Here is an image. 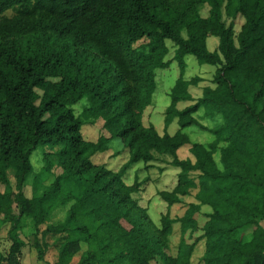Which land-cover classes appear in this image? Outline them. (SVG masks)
<instances>
[{
  "label": "trees",
  "instance_id": "1",
  "mask_svg": "<svg viewBox=\"0 0 264 264\" xmlns=\"http://www.w3.org/2000/svg\"><path fill=\"white\" fill-rule=\"evenodd\" d=\"M203 6H209L206 16ZM238 16L245 21L236 32ZM27 35L39 37L26 41ZM210 36L219 38L215 50L208 47ZM168 41L175 47L172 59ZM86 50L95 56L89 59ZM187 55L217 67L199 98L190 87L203 79L185 77ZM174 60L180 76L159 133L143 115L157 69ZM84 98L89 105L77 115L74 106ZM180 102L192 103L179 108ZM201 108L219 120L216 126L195 116ZM176 119L179 129L170 134ZM88 120L103 129L96 140L84 136ZM194 126L214 139L193 142L184 130ZM115 139L121 143L116 153L126 148L130 154L119 170L92 159ZM186 145L194 160L179 157ZM38 149L41 172L32 162ZM166 155L180 171L176 185L158 195L168 207L187 208L179 217L166 212L155 226L135 197L142 183L127 184L124 175L138 162L149 167ZM205 205L211 211L202 234L189 243L184 236L200 229L196 214ZM67 206L63 219L50 222ZM262 221L264 0H0V245L4 226L10 242L0 250V264H22L28 243L45 260L49 236L57 248L53 264H72L76 256L77 264H151L157 258L193 264L201 240L204 264H264ZM176 223L183 238L173 255ZM30 235L33 241L22 237Z\"/></svg>",
  "mask_w": 264,
  "mask_h": 264
},
{
  "label": "rangeland",
  "instance_id": "2",
  "mask_svg": "<svg viewBox=\"0 0 264 264\" xmlns=\"http://www.w3.org/2000/svg\"><path fill=\"white\" fill-rule=\"evenodd\" d=\"M208 9L209 6H203L202 7V14L204 16L208 15ZM11 13V11L9 12ZM245 19L242 16H238L235 20V30L238 32L244 23ZM229 23L230 21L227 20ZM40 35V34H39ZM39 35H27L24 36V40H35ZM43 40V39H41ZM218 41L219 38L215 36H210L208 38V47L212 49L213 42ZM28 45V44H26ZM168 45L171 48L170 53L168 55V59H172L174 56V50L175 47L171 41H168ZM88 54V58L91 59L90 56L94 57L95 54L92 51L86 50V55ZM187 67L185 70V77L191 78L194 76H200L202 77L203 81L199 83L198 86H191L190 92L194 97H198L202 91L204 86L206 85H212V79L214 77L216 66L211 64H202L198 61V59L194 55H187L186 58ZM180 76V67L178 65L177 61H173L171 65L168 68H160L156 71V83L157 87L152 97V103L151 108H153V114L148 115L146 113L143 115V121L145 125H148L149 123H153L158 129L165 132V110L167 106L170 104L171 98H170V91L172 87L174 86L177 78ZM187 103V102H186ZM191 102H188L190 104ZM185 102H180L178 105L183 108L186 105ZM89 105V102L86 98L79 101L75 106V112L77 115H81L82 111L85 107ZM147 109V108H146ZM205 108H201L195 116L207 126H216L218 119L214 120L209 117L204 116ZM179 129V124L177 119L174 120L170 126L168 127V132L170 134L175 133ZM187 132L193 142H202V143H209L214 139V135L206 130H203L200 127L194 126V127H188L184 130ZM103 132V129L101 127L100 122L97 123H91L86 121L85 125L83 126V133L86 139L88 140H96ZM121 146L120 140L115 139L112 141L111 149L104 153L96 154L92 157V159L96 163L106 164L109 168L114 169L115 167L119 168L118 166L124 165V160L128 156V151L126 148H123V150L117 154L116 151L118 147ZM189 146H183L180 149V155L181 157H185L189 153ZM216 160L218 161L220 165V153H216L215 155ZM171 157L170 156H160L156 161H153L150 163V166H146L143 162H138L134 165H132L127 172L124 175V179H126L127 183H134L135 180H138L142 183L141 192L135 194V197L138 199L140 205L144 208H147L148 214L155 224V226H160V220L161 216L165 214L166 212H170L172 217H179L182 216L187 208V204L184 203H178L174 204L171 207H168L167 202L161 199V197L158 195V191L164 190V189H171L175 182H177L178 173L180 171L179 168L174 167L170 164ZM32 162L34 165V168L37 172H41L42 168L44 166L43 162V151L42 149H38L32 156ZM113 162V163H111ZM113 164V165H112ZM120 164V165H119ZM121 168V167H120ZM135 169L134 172H130V170ZM61 171V168H55V172L59 173ZM147 174V175H146ZM145 175V176H144ZM11 182L13 186L15 185V179L10 174ZM25 193L28 196L32 195V188L31 184H28L25 187ZM195 190H192V195L188 198L189 201L194 200L195 198ZM209 207V206H208ZM67 207L57 209L54 214L52 215V219L50 222H56L58 220H61L65 216V212L67 210ZM210 208V207H209ZM196 217L198 219L199 223V230L196 231L194 234L190 235V232L188 231L185 234V239L192 243L197 237H199L202 234L201 227L203 226L206 216L205 212L202 214L198 213L196 214ZM264 226V221L261 222ZM7 226H4L2 230V241L0 245V250L5 252L10 245V242L7 240ZM29 234V232H28ZM26 241H33L32 235H30L28 238L22 236ZM181 238H183L180 223H176L174 225V231L173 234L170 236L169 240V253L176 255L178 252V246L181 241ZM47 241L50 245L49 249L47 250L45 254V260L40 261L38 259V251L33 248V245L31 243H28L27 246L23 250V264H53L57 258V248L54 246L55 238L54 237H48ZM205 252V241L201 240L198 245L196 246V249L192 256V262L193 264H204L202 260V256ZM79 260V256H76L74 259V262L72 264H77ZM151 264H163L162 260L160 258L155 259L152 261Z\"/></svg>",
  "mask_w": 264,
  "mask_h": 264
},
{
  "label": "crops",
  "instance_id": "3",
  "mask_svg": "<svg viewBox=\"0 0 264 264\" xmlns=\"http://www.w3.org/2000/svg\"><path fill=\"white\" fill-rule=\"evenodd\" d=\"M218 41H215V42H213V47H212V49L211 50H215L217 47H218ZM203 92V91H202ZM202 95V93L198 96V97H194V98H199L200 96ZM192 103V102H191ZM190 103V104H191ZM185 104H188V102L187 103H185ZM189 105V104H188ZM178 107L179 108H181L179 105H178ZM145 112L146 113H148V115L150 116V114H153V108H151V105H149L148 107H147V109H145ZM144 112V115L146 114ZM152 123V122H151ZM157 128V127H156ZM157 130L159 131V133H164V131H161L160 129H158L157 128ZM187 146H189V145H187ZM181 149V148H180ZM180 149H179V151H180ZM189 149H190V147H189ZM127 151H128V156L125 158V160H124V162H122V163H126L127 161H128V159H129V156H130V154H129V150L127 149ZM178 151V155H179V157L180 158H191L192 160H194V157L192 156V154L190 153V150H189V153H188V155H186L185 157H181V155H180V152ZM111 163H113V162H111ZM113 165V164H112ZM120 165V164H119ZM123 165H120V166H118L119 168H117V167H115L114 168V170H119L120 169V167H122ZM135 171V169H133V170H130V172L132 173V172H134ZM147 175V174H146ZM145 176V175H144ZM125 181H126V179H125ZM177 181V180H176ZM127 183V182H126ZM127 184H133V183H127ZM176 185V182L174 183V185H173V187ZM172 187V188H173ZM171 188V189H172ZM171 189H168V190H171ZM195 191H196V193H197V190L195 189ZM196 193H195V195H196ZM191 195H192V193H191ZM192 201H195V198H194V200H192ZM192 201H189V200H187V202L189 203V202H192ZM211 211V208H209L208 206H203L202 207V209H201V214H202V212L204 213L205 212V216H206V213H209ZM206 221V220H205ZM22 264H23V262H22Z\"/></svg>",
  "mask_w": 264,
  "mask_h": 264
}]
</instances>
